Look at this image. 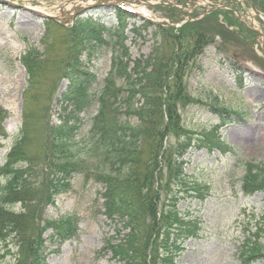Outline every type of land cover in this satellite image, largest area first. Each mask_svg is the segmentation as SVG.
<instances>
[{"label": "rangeland", "instance_id": "rangeland-1", "mask_svg": "<svg viewBox=\"0 0 264 264\" xmlns=\"http://www.w3.org/2000/svg\"><path fill=\"white\" fill-rule=\"evenodd\" d=\"M179 1L184 3L186 0ZM204 1L207 6L221 2L233 6L239 0ZM240 1L247 14L244 19L248 22L252 18L251 8L245 0ZM249 1L258 7L264 4L261 3L264 0ZM4 2H0V109L4 112L0 167L19 141L25 155L15 166L23 165L27 170V179L31 183L29 193L35 190L39 193L41 203L35 207L36 212L41 210L42 219H56L70 213L77 217L76 235L65 241L51 238V230L44 232L45 264H124L111 257L108 250L98 255L105 240L118 239L125 233L122 222L116 223L102 214V199L98 194L103 191L102 185L82 173L71 176L67 191L50 193V186L43 183L62 162L56 149H48L51 134L47 126L58 124L62 117L71 115V108L64 100L70 87L66 75L77 67L85 70L97 80L92 87L95 94L112 65V45L86 46L83 30L94 24L115 25V11L111 10L107 15V10L101 7L74 16L73 22H66L57 13L66 0ZM167 6L136 4L135 9L144 17L133 15L128 22L124 21L127 29L122 36L130 57L127 73L133 77L134 69H145L147 59L157 56L159 64H164L161 80L167 87L162 89L166 101L176 102L178 84H183L190 96L181 106L177 104L181 123L191 135L192 144L180 158L184 182L177 187L172 184L177 185L178 180L173 179L167 189L172 187L177 194L171 207L184 214L179 218L192 222L198 229L195 236L180 237L181 249L174 262L239 264L240 234L245 229L253 232L255 220L264 211V193L255 190L247 195L240 187L242 162L249 160L255 165L264 162V54L259 37L248 32L250 29L240 24L229 9L216 10L201 18V7L196 6L193 11L185 7L182 11L171 5L180 12L174 11L173 16L169 11L171 7ZM139 8L144 11L140 12ZM261 15L264 17V13ZM190 17L198 20L186 26L183 33L188 37L185 41L180 39L181 33H172L171 40L168 33L156 27L171 22H176V29L185 27L186 24L180 25ZM254 23L256 29L264 33V26L257 18ZM175 33L179 34L177 38ZM205 39L206 42L202 41ZM187 41L191 51L184 53L181 49ZM24 56H28L25 62L34 72L31 78L22 62ZM150 69L151 66L147 71ZM121 83L122 79H119L117 84ZM136 98L144 102L143 96L137 94ZM25 106L28 129L24 139L19 140L23 136ZM221 106L237 110L238 114L230 112L228 120L223 117L224 121L230 122L219 128L222 123L216 110ZM95 113L96 107L80 113L77 141L87 139L90 120ZM208 136L219 139L218 148H213L214 141H209ZM241 136L242 140H239ZM175 139L170 134L167 144H172ZM3 182L0 177V191ZM47 192L50 201L46 202L43 195ZM168 203L161 194L157 208L166 213L167 230L157 235V247L163 237L170 241L174 238L168 234V227L175 229L177 216L172 210L167 211ZM19 207L17 202L5 205L12 212H19ZM166 225L161 223V226ZM14 241L12 237L6 243L0 241V264H26L28 261L19 245H12ZM160 256L161 253L159 259ZM159 259H154V264H159ZM250 264H261V261Z\"/></svg>", "mask_w": 264, "mask_h": 264}, {"label": "trees", "instance_id": "trees-1", "mask_svg": "<svg viewBox=\"0 0 264 264\" xmlns=\"http://www.w3.org/2000/svg\"><path fill=\"white\" fill-rule=\"evenodd\" d=\"M263 6L261 7L264 8ZM192 23L194 22L184 24L185 27L162 31L168 33L171 40L172 33H181H175V38L179 35L185 41L188 35L183 32ZM200 35L203 36L201 33ZM82 38L86 46L90 47L110 43L112 65L95 94L92 87L97 80L85 70L77 67L66 75L70 87L68 86L69 92L64 100L71 108V115L68 118L62 117L58 124L43 126V129L47 126L51 134L48 149L57 150V156L63 165H56L51 178L43 183L50 186L49 192L52 193L67 191L74 173H82L86 178H92L103 188L98 193L102 199V214L111 221L122 222L125 232L118 239L107 240L105 249L124 264H154V259H159V253L162 255L159 264H175L174 259L181 249L180 237L195 236L198 229L196 225L192 226V222L179 218H183L184 214L171 207L176 202L177 194L172 187L167 189L173 179L178 180L177 185L172 184L177 187L184 182L181 177L180 158L191 146V135L187 134L181 123L177 104L181 106L187 97L190 99L189 93L183 84H178L176 102L166 101L162 89L167 87L161 80L164 76V64H159L157 56L147 59L145 69H134L133 77L127 73L130 57L118 29L89 26L83 30ZM202 41L206 42V39ZM189 47L191 45L187 41L181 51L187 53L191 51ZM27 58L28 56L22 57V62L31 78L34 72L25 62ZM149 66L151 69L147 71ZM119 79H122L121 84H117ZM137 94L144 97V102L141 103L136 98ZM91 107H96V113L90 120L89 135L87 139L77 141L80 113ZM27 110L25 106L21 127L23 136L19 140L24 139L28 129ZM217 112L223 118L228 114V109L221 106ZM3 118L4 112L0 109V134L3 133ZM170 134L176 139L168 145ZM207 139L214 141L213 148H218V138L212 139L208 136ZM19 144L17 141L0 167V177L4 180L0 191V241L6 243L10 237L14 238L12 245H19V249L28 259L26 264H45L43 232L51 229V236L60 241L69 239L76 234V217L66 214L57 219H42L41 210L36 212L35 207L41 203L39 193L37 190L29 193L31 183L27 179V170L23 165L15 166L25 155ZM211 150L212 147L209 148ZM257 164H252L249 160L242 163L241 183L242 189L247 193L255 190L264 193V162ZM161 194L170 204L167 211L172 210L177 216V223L174 225L175 229L168 227V234L174 237L172 241L165 236L157 247V235L167 230V220L164 218L166 213L164 209L159 212L157 208ZM43 200L50 201L48 192L43 195ZM13 202L19 203V212L5 208L6 204ZM161 223L166 226H161ZM253 228V232L245 229L247 234L241 233L243 239L238 247L240 264H250L251 261L258 260L264 264V211L255 220Z\"/></svg>", "mask_w": 264, "mask_h": 264}, {"label": "bare ground", "instance_id": "bare-ground-1", "mask_svg": "<svg viewBox=\"0 0 264 264\" xmlns=\"http://www.w3.org/2000/svg\"><path fill=\"white\" fill-rule=\"evenodd\" d=\"M96 1L97 0H78L76 2H73L71 6L65 9L63 7L59 8L57 13L60 18L66 20L72 15L74 11L79 10L80 8H84L85 6L90 5L92 3H95ZM140 10H142V8ZM239 140H242V136L239 137Z\"/></svg>", "mask_w": 264, "mask_h": 264}, {"label": "water", "instance_id": "water-1", "mask_svg": "<svg viewBox=\"0 0 264 264\" xmlns=\"http://www.w3.org/2000/svg\"><path fill=\"white\" fill-rule=\"evenodd\" d=\"M218 7H219V5L215 4V5H213V7H209V8H207V10H212V9H214V8H218Z\"/></svg>", "mask_w": 264, "mask_h": 264}]
</instances>
